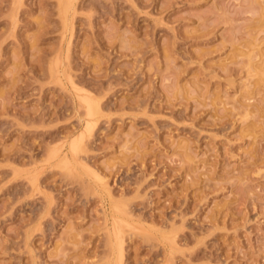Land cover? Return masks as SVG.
Instances as JSON below:
<instances>
[{
    "label": "rangeland",
    "instance_id": "rangeland-1",
    "mask_svg": "<svg viewBox=\"0 0 264 264\" xmlns=\"http://www.w3.org/2000/svg\"><path fill=\"white\" fill-rule=\"evenodd\" d=\"M60 2L0 0V264H264V0Z\"/></svg>",
    "mask_w": 264,
    "mask_h": 264
},
{
    "label": "bare ground",
    "instance_id": "bare-ground-1",
    "mask_svg": "<svg viewBox=\"0 0 264 264\" xmlns=\"http://www.w3.org/2000/svg\"><path fill=\"white\" fill-rule=\"evenodd\" d=\"M63 1H64V0H63ZM71 1H72V0H67V3H66V4L64 3L65 6H64V5H61L62 7H64V8H63L64 10H67V8H70V7H71V6L69 7V4L71 5ZM73 1H74V0H73ZM61 2H62V0H61ZM61 2H60V3H61ZM72 5H74V3H73ZM71 9H72V7H71ZM61 10H62V9H61ZM64 10H63V11H64ZM73 10H74V9H73ZM63 11H62V12H63ZM71 11H72V10H71ZM69 12H70V11H69ZM70 15H71V14H70ZM66 16H67V15H66ZM68 17H69V16H68ZM68 17H67V18H68ZM63 19H64V18H63ZM65 19H66V18H65ZM67 20H69V19H67ZM64 21H65V20H64ZM65 22H66V21H65ZM65 22H64V23H65ZM64 25H65V24H64ZM69 25H70V22H69ZM67 27H68V25H67ZM69 39H70V38H69ZM56 57H57V56H56ZM57 60H58V59H57ZM56 64H57V63H56ZM56 66H57V65H56ZM56 66H55V67H56ZM68 80H69V79H68ZM71 84H72V83H71ZM73 87H74V86H73ZM76 89H77V88H76ZM73 90H75V89H73ZM75 91H76V90H75ZM79 91L81 92V90H79ZM77 92H78V91H77ZM80 92H79V93H80ZM82 92H83V91H82ZM81 96H83V95H81ZM83 97H84V98H83ZM83 97H81V98H83V99H82V103H85V105H86V106H85V109H86V112H87V113H86V114H87V118H88V117H92L93 115L97 114L98 112L95 113V111H98V110H99L98 105H96V107H97V110H96V109L94 108L95 105H92V103L95 104V102H91L92 100H89L90 97H88V96H83ZM86 97H88L89 99L86 98ZM81 98H80L79 100H81ZM77 99H78V98H77ZM97 104H98V103H97ZM83 105H84V104H83ZM99 112H100V110H99ZM94 113H95V114H94ZM88 115H89V116H88ZM99 115H100V113H99ZM88 119H90V118H88ZM88 119H87V120H88ZM90 120H91V119H90ZM93 121H94V120H93ZM93 121L91 122V124L94 123ZM89 122H90L89 120H88V122H86V123L89 125V126L87 125V129H88V127L91 128V126H92V125L90 126ZM85 126H86V125H84V128H85ZM90 128H89V129H90ZM85 129H86V128H85ZM85 131H86V130H85ZM88 133H89V132H88ZM73 146H74V145H73ZM73 146H72V148H73ZM70 147H71V146H70ZM72 150H73V153H74V152H75V151H74L75 149H72ZM54 154H55V153H54ZM75 154H76V152H75ZM73 156H74V155H73ZM62 159H63V158H61V160H62ZM64 160H65V157H64ZM64 160H62V162H63ZM66 161H67V160H66ZM66 161H65V162H66ZM65 162H64V163H65ZM66 163H67V164H70V163H68V162H66ZM78 163H79V162H78ZM67 164H64V165L67 166ZM86 168H87V167H86ZM89 170H90V169H89ZM87 172H88V171H87ZM92 174H93V173H92ZM94 174H95V173H94ZM95 175H96V174H95ZM92 177H93V176H92ZM96 177H97V179H99V178H98V177H99L98 175H97ZM93 178H94V177H93ZM34 181H35V180H34ZM36 181H37V180H36ZM35 184H36V183H35ZM116 210H117V209H116ZM116 214H117V213H116ZM116 214H115V215H116ZM117 215H118V214H117ZM120 215H121V214H120ZM122 215L124 216V214H122ZM122 215H121V216H122ZM118 216H119V215H118ZM119 217H120V216H119ZM126 217H127V216H126ZM121 218H124V217H121ZM116 219H117V218H116ZM116 219H115V222H116ZM118 219H119V221H118ZM118 219H117V223H116V224H118V226H121V225H122V223L120 222L121 220H120V218H118ZM113 221H114V219H113ZM127 221H128V220H127ZM115 222H113V223H115ZM118 222H120L121 225H119L120 223H118ZM123 223L125 224L126 222L123 221ZM126 224H127V223H126ZM113 226H115V224H114ZM118 226H117V228L119 229ZM115 227H116V226H115ZM115 227H113V228L115 229V231L113 230V232H114V235H113L114 238H113V240H114V244H115V245H114V246H115V250H114V251H115V254H116V257H117L115 260H118V262H119L120 260L123 259V256H124V255H123V242H124V241H123V236H121L120 232L117 231L118 229L115 228ZM120 229H121V227H120ZM121 232H122V231H121ZM113 240H112V241H113ZM114 251H113V252H114ZM114 256H115V255H114ZM120 262H121V261H120ZM117 264H118V263H117Z\"/></svg>",
    "mask_w": 264,
    "mask_h": 264
}]
</instances>
